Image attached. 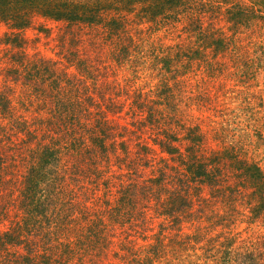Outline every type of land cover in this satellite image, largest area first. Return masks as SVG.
I'll return each instance as SVG.
<instances>
[{
    "label": "trees",
    "instance_id": "obj_1",
    "mask_svg": "<svg viewBox=\"0 0 264 264\" xmlns=\"http://www.w3.org/2000/svg\"><path fill=\"white\" fill-rule=\"evenodd\" d=\"M0 23V264H191L198 247L264 264V233L234 229L264 225V168L178 95L195 71L189 104L225 112L218 78L251 73L264 0H0ZM41 34L60 59L29 52Z\"/></svg>",
    "mask_w": 264,
    "mask_h": 264
},
{
    "label": "rangeland",
    "instance_id": "obj_2",
    "mask_svg": "<svg viewBox=\"0 0 264 264\" xmlns=\"http://www.w3.org/2000/svg\"><path fill=\"white\" fill-rule=\"evenodd\" d=\"M223 25L227 23L223 21ZM227 26H225L226 28ZM6 31L3 24L0 23V52H3V48L6 47L5 44L1 43V38ZM35 30H29L28 35L34 39ZM162 41L164 46L173 45L176 42L181 41V38H174L173 36H165L161 33ZM253 40L256 44L247 47V50L251 52L252 57H257L256 64L251 67V73L247 74V71H240L234 74H228V76H221L218 81H223V94L221 95L222 101L225 102L224 106H220L217 109H224L225 112H219L216 109H210L207 106H201L197 104L190 105L189 96H195L199 94V91L195 89L197 86V79L201 77L195 76V71L188 72L187 75H191V81L195 85L193 87L183 88L179 91L178 95L182 97L181 110L182 118L187 122H202L203 126L207 128L204 124H214L213 122H224L227 125V131L230 133L229 136L233 139L234 137L246 142V148L249 151L250 156H252L256 161H258L264 168V29L258 31L253 35ZM247 40L245 43L247 44ZM57 41L53 40V37L41 34V38L38 41H31L28 50L31 54L39 52L42 55L48 57H54L55 59H60L58 55L59 48L56 46ZM245 50V49H244ZM232 65V63H230ZM243 67L244 64H243ZM145 69V68H142ZM132 70L127 69L122 72L121 77L133 76ZM229 71H234L233 67L229 68ZM159 72L150 71H140L138 83L141 86H146V88L158 87L161 83V77ZM247 74V75H246ZM178 78H189V76H182L178 74ZM221 88V86H220ZM197 99V96H195ZM198 101V100H197ZM195 103H197L195 101ZM223 114V115H221ZM204 120V121H203ZM221 127V126H220ZM227 138V137H226ZM227 140H230L227 138ZM234 229L242 231L241 238H254L260 233H264V225L262 223H257L253 225H248L247 223L236 222ZM223 227H218V231L222 230ZM159 227L157 226V230ZM143 243V240H140ZM188 253L191 254V264H215V262L203 256L204 249L197 248L194 251L189 250Z\"/></svg>",
    "mask_w": 264,
    "mask_h": 264
}]
</instances>
